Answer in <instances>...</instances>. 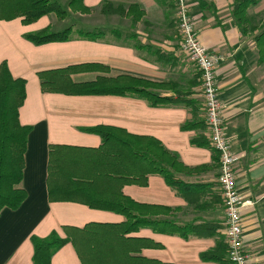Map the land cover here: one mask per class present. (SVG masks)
Listing matches in <instances>:
<instances>
[{
    "label": "crops",
    "instance_id": "0c3cea01",
    "mask_svg": "<svg viewBox=\"0 0 264 264\" xmlns=\"http://www.w3.org/2000/svg\"><path fill=\"white\" fill-rule=\"evenodd\" d=\"M51 1L64 7L67 0ZM186 1L198 39L220 58L215 79L224 132L231 152L238 157L233 166L236 186L242 200L251 202L240 210L242 242L251 264H264V63L259 61L255 45V35L261 28L253 26L255 31H247L253 25L252 17L258 16L259 25L264 20V0L248 8L245 28L239 27L232 15L236 0ZM104 2L123 5L126 10L136 5L143 16L135 19L103 14ZM83 4L91 15L74 14L73 19L67 16L59 20L48 14L29 25H24L21 18L0 20V64L5 62L14 79L26 82L18 121L31 128L20 184L26 199L19 208L0 212V264H32V236L45 238L56 232L65 238L79 233L73 229L88 232L97 229L94 226L120 225L126 220L121 214L91 209L75 201L48 199L52 148L53 181L61 194L73 191L70 197L79 198L80 188L88 189L93 182L90 178H95L97 162H101L94 155L102 141L85 129L96 126L120 128L130 135L156 139L192 170L177 174L178 179L205 186L183 197L159 175H149L145 187L122 184L118 177L96 180L97 198H119L120 192L138 204L172 209L169 214H159V220L192 228L207 226L205 234H190L187 238L140 227L124 238L146 239L161 247L142 248L129 256L168 264H216L202 262L199 255L217 244L227 250L224 208L217 182L218 156L210 146L190 143L203 138L209 144L208 130L200 74L181 52L174 0H83ZM133 14L137 16L138 11ZM46 28L52 32L72 28V34L68 41L43 45H34L24 37ZM77 31H98L102 35L90 40L77 36ZM68 69L72 70L67 75L72 83L118 76L174 83V90L152 92L173 98L179 93L186 104L153 107L132 95H74L47 87L46 81L60 82ZM40 74H45L43 79ZM42 82L46 83L43 89ZM187 123H198L200 127L184 131L182 126ZM50 264L81 261L74 246L68 243L52 256Z\"/></svg>",
    "mask_w": 264,
    "mask_h": 264
},
{
    "label": "trees",
    "instance_id": "16d2710c",
    "mask_svg": "<svg viewBox=\"0 0 264 264\" xmlns=\"http://www.w3.org/2000/svg\"><path fill=\"white\" fill-rule=\"evenodd\" d=\"M259 0H237L232 8V15L239 27L247 22L248 8L256 5ZM67 7L72 13L88 14L90 9L83 4V0H69ZM133 11H138L135 16ZM103 14H117L119 16H133L135 19L143 16V12L136 5H113L104 2L101 8ZM54 14L58 19L67 15L58 2L51 0H0V20L21 18L24 25L36 22L39 18ZM72 28L52 32L49 28L33 34L25 35V39L34 45L51 42L68 41ZM79 37L95 40L101 37L100 32L77 31ZM258 59L264 63V23L259 34L255 37ZM70 69L63 72L65 78L61 81H46L47 87L74 95H132L146 100L151 106H169L186 102L181 94L163 97L152 90H167L175 87L174 83H153L130 76H118L113 79L97 78L93 82L72 83L68 78ZM45 74H40L43 79ZM46 83L41 84L42 89ZM25 80L14 79L5 62L0 64V212L4 208L15 210L26 199V192L20 188L24 168V154L27 137L31 130L29 126H22L18 121V112L25 100ZM200 127L198 123H187L182 129L190 130ZM202 127V126H201ZM86 132L100 137L102 145L94 155L101 162H97L95 178L89 188L81 187L80 196L70 197L73 191L61 194L54 183L53 148L49 151L47 189L50 202L75 201L91 209L115 212L123 215L125 221L120 225L94 226L88 232H79L73 236L62 238L56 232L45 238L32 236L30 242L33 247L32 264H50L52 256L64 245L71 243L81 264H168L141 257H131L130 253H139L142 248H159L158 244L146 239H126L125 235L136 232L140 227L150 228L156 233L179 235L205 234L207 226H180L169 220H159V214H169L172 209L160 206L138 204L119 192V198H97L94 195L96 180L106 177H118L122 184H134L140 187L147 185L149 175L161 176L166 185L179 195L187 197L195 189H202L203 185H191L176 177L179 173L190 172L178 158L169 153L160 142L152 137L134 136L125 130L110 126H96L85 129ZM191 145L197 147L210 146L203 138L192 139ZM104 228V229H99ZM78 235V236H75ZM117 240V241H116ZM135 244V245H134ZM226 247L218 245L199 255L202 262L229 264L226 257Z\"/></svg>",
    "mask_w": 264,
    "mask_h": 264
},
{
    "label": "built area",
    "instance_id": "2783aa9c",
    "mask_svg": "<svg viewBox=\"0 0 264 264\" xmlns=\"http://www.w3.org/2000/svg\"><path fill=\"white\" fill-rule=\"evenodd\" d=\"M176 25L180 37L181 52L200 74V90L203 99L206 128L210 147L218 156L217 182L220 189L225 217L226 259L229 264H251V256L242 242V221L240 210L251 204L243 201L233 170L238 157L230 150L222 122V104L218 98L216 70L220 58L209 52L198 39L186 0H174Z\"/></svg>",
    "mask_w": 264,
    "mask_h": 264
},
{
    "label": "rangeland",
    "instance_id": "374dc122",
    "mask_svg": "<svg viewBox=\"0 0 264 264\" xmlns=\"http://www.w3.org/2000/svg\"><path fill=\"white\" fill-rule=\"evenodd\" d=\"M68 1H69V0L66 1L65 6L62 7V8L65 10L66 15H67V16H72V19H73V15H74V14H80V13H72V12L68 9V7H67V2H68ZM236 1H237V0H236ZM175 12H176V8H175ZM94 14H95V15H98L99 12H95ZM80 15H87V14H80ZM88 15H91V12H89ZM95 15H93V16H95ZM67 16H66V17H67ZM262 16H264V14H263ZM262 16H261V20L264 19V18H262ZM66 17H65L64 19H66ZM246 18H249V17H248V12H246ZM250 18H251V17H250ZM252 18H253V20H252V21H253V22H252L253 25L250 24L251 26H248V27H247V26H246L247 24H246V25H244V28L247 27V28H248L247 31H249V30L251 29L252 32L255 31L256 28H259V27L262 28L263 23H264V20L262 21L261 25H259V24H258V21H257L258 16H257V17L254 16V17H252ZM64 19H59V20H64ZM254 22H255V23H254ZM253 26H255L256 28H254ZM250 27H251V28H250ZM260 28H259V29H260ZM93 32H98V31H93ZM71 34H72V33H71ZM76 35L78 36V33H76ZM177 35H178V33H177ZM255 36H257V35H255ZM178 37H179V35H178ZM179 38H180V37H179ZM205 124H206V122H205ZM205 126H206V125H205ZM208 136H209V134H208ZM58 236H59V235H58Z\"/></svg>",
    "mask_w": 264,
    "mask_h": 264
}]
</instances>
